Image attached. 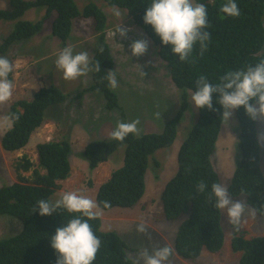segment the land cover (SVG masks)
<instances>
[{"label": "trees", "instance_id": "trees-1", "mask_svg": "<svg viewBox=\"0 0 264 264\" xmlns=\"http://www.w3.org/2000/svg\"><path fill=\"white\" fill-rule=\"evenodd\" d=\"M224 2L194 0L207 9L208 26L204 31L210 33V39L203 55L197 43L188 60L181 62L171 53L170 46L163 45L151 26L143 22L145 9L151 0H104L111 8L125 10L150 38L181 95L178 111L167 120L161 133L130 134L122 141L92 140L84 146L82 154L91 171L124 147L122 166L111 172L96 193L101 209L129 208L143 197L149 162L159 166L154 158L155 152L172 146L177 126L189 106L188 92L196 90V81L201 76L216 84L228 71L246 70L264 59V0H235L240 13L237 17H225L219 12ZM8 3V9L0 10V22L14 21L15 29L0 45L3 54L13 42L29 39L41 30L43 20L35 23L19 20L31 8L44 7L46 16L43 19L51 12L56 14L51 34L62 42L70 38L73 20L90 19L92 29L98 35L95 52L89 58L90 71L84 75L89 77L90 83L84 90L101 94L107 100L106 107L113 109L118 106V96L111 90L107 78V74L113 72L114 60L104 33L107 17L101 8L89 2L79 10L74 0H9ZM97 65H100L99 71L96 70ZM68 95L50 84L35 93L32 100L12 103L7 113L11 126L0 140L4 151L13 152L25 147L33 131L45 121L46 111L53 106L49 111L60 112L58 108ZM217 101L218 96L214 94L212 110L197 109L196 121L189 127L177 152V171L161 193L162 211L167 220L187 214L179 225L173 247H170L172 255L169 259L177 255L185 260H194L203 249L216 253L223 245L221 211L214 207V199H209L211 185L220 183L211 162L223 121V109ZM234 115L239 126V158L227 190L232 197L243 195L245 204L264 219V172L260 162L257 122L250 120L242 107L235 110ZM70 152V143L65 138L43 142L36 145L37 168H33L35 165L26 156L13 166L17 181L0 187V215L19 219L22 230L15 236L0 240V264H57L58 254L52 249L50 238L58 227L64 226L76 214L59 209L52 216L44 217L33 209L37 201L50 200L60 189L59 182L69 177ZM29 170H32L30 175L22 174ZM201 181L208 186L203 193L197 191ZM105 201L110 203L109 208H103ZM89 223L101 241L93 264H134L126 255L124 241L113 231L100 230L99 215ZM238 234L239 231H235L231 239L232 251L241 253L238 264H264V236L245 239Z\"/></svg>", "mask_w": 264, "mask_h": 264}, {"label": "rangeland", "instance_id": "rangeland-1", "mask_svg": "<svg viewBox=\"0 0 264 264\" xmlns=\"http://www.w3.org/2000/svg\"><path fill=\"white\" fill-rule=\"evenodd\" d=\"M8 1L0 0V9H8ZM74 1L79 10L92 2L106 14L104 33L114 60L113 71H115L117 86L110 88L118 96L119 102L116 108L106 107L107 100L101 94L84 90L90 83L89 77L65 80L62 71L55 64L59 52L65 47H71L74 54L86 51L89 53V58L92 56L95 52L98 32L93 31L90 19L73 20L70 38L62 42L51 34L52 21L55 18V14H51L43 22L37 34L29 39L13 42L5 54L0 53V57H7L14 65L10 75L14 86L13 95L6 103H0V140L11 126L7 114L10 104L22 99L30 101L34 92L50 84L58 86L64 93L69 94L64 104L58 108L60 112L49 111L54 108L53 106L46 111L45 121L33 131L22 150L17 153L6 152L0 141V187L17 181L13 166L23 156L32 161L35 165L33 168H37V144L60 141L64 138L69 141L70 174L62 184L59 183L61 187L50 198L51 201H55L63 192L68 191H76L96 201L99 186L108 180L113 170L122 166L124 147L119 148L109 156L106 162L99 164L91 171L82 154L85 144L92 140L112 139L110 132L117 122L138 120L139 131L135 133L136 135L150 132L161 133L167 120L176 114L180 105L181 90L177 89L171 81L166 64L157 55V47L142 29L136 26L125 10L118 9L120 15L116 16L112 12L113 8L107 6L104 0ZM44 13L43 7L31 8L19 20L35 23L43 19ZM119 25L127 30L123 38L119 33L113 36ZM14 29V21L0 22V44ZM137 40H145L148 43L146 53L140 57L132 56L130 51V45ZM36 60L40 62L36 63ZM188 93L189 106L177 126V134L172 146L155 152L154 158L159 166L156 167L152 161L149 162L143 197L132 207L102 209L99 214L100 230L115 232L124 241L126 255L133 262L137 260L138 253L143 249L151 253L160 247H173L179 225L187 217V214H184L174 220H167L162 211L161 193L165 184L177 171L179 146L197 118V109L191 101L193 92ZM262 134H264V122L257 121V135L261 148L260 162L264 172V140L259 139ZM238 136L239 126L233 112L229 121L224 119L222 121L216 149L211 158L212 165L219 175V184L226 188L239 158ZM31 171L22 174L28 176ZM230 197L245 203L243 195ZM248 209L252 210L250 207ZM220 211L224 243L219 253L208 254L207 251H202L200 257L194 260H185L173 255L171 259H168L167 264H238L240 254L230 252V243L235 230L228 223L226 213ZM141 223L146 228L145 233H139L136 230ZM21 230L22 223L19 219L0 215V240L15 236ZM238 235L245 239L264 236V219L256 213L250 215L246 212L239 226Z\"/></svg>", "mask_w": 264, "mask_h": 264}, {"label": "clouds", "instance_id": "clouds-1", "mask_svg": "<svg viewBox=\"0 0 264 264\" xmlns=\"http://www.w3.org/2000/svg\"><path fill=\"white\" fill-rule=\"evenodd\" d=\"M112 12L116 16L120 15L119 10L115 7ZM219 12L225 17H237L240 14L235 0H225L220 6ZM51 14L55 13L51 12ZM51 14L42 19L43 22ZM43 16H46V9ZM143 22L145 25L151 26L162 44L170 46L171 53L178 56L181 62L188 60L197 43H199L201 55H203L210 39V33L204 31L208 26L207 9L203 4L194 3V0H151L150 5L145 9ZM120 25L113 36L119 33L123 38L126 36L127 30L122 29ZM147 48L148 43L145 40H137L130 45L131 54L135 57L144 55ZM35 62L39 63L40 60ZM55 64L62 71L65 80H74L90 71L89 53L81 51L74 54L71 47H65L59 52ZM13 69L14 65L10 59L0 57V103H6L13 95V83L10 80ZM96 70H100V65H97ZM107 78L110 86H117L115 71L109 72ZM195 89L191 95V101L196 109L212 110L213 95L216 94L218 96L217 103L223 109L222 119L229 121L233 112L242 107L250 120L264 122V59L254 66H248L246 70L228 71L216 84L210 83L206 77L201 76L196 81ZM138 124V120L117 122L115 128L110 132V136L114 140L122 141L128 135L138 133ZM259 139L264 140V134ZM207 187L201 181L197 185V191L203 193ZM209 199H214L216 209L226 213L228 223L235 231H239L246 212H249L250 215L255 213V210L250 211L241 200L232 199L227 188L219 183L211 185ZM110 206L109 202H103V208L106 209ZM59 209L76 215L64 226L58 227L55 235L50 238L51 247L58 254L57 264H93L101 241L93 232L89 221L96 219L102 211L100 204L86 195L68 191L63 192L55 201L45 199L37 201L33 212L38 211L40 216L47 217L52 216ZM136 230L139 233L146 232L143 223ZM202 251L207 250L203 249ZM230 252L239 253L241 256L240 252H233L232 249ZM208 254L215 253L208 252ZM171 255L172 249L168 246L157 248L151 253L147 249H143L138 253L134 264H167Z\"/></svg>", "mask_w": 264, "mask_h": 264}, {"label": "crops", "instance_id": "crops-1", "mask_svg": "<svg viewBox=\"0 0 264 264\" xmlns=\"http://www.w3.org/2000/svg\"><path fill=\"white\" fill-rule=\"evenodd\" d=\"M13 78V77H12ZM13 88H14V86H13ZM20 150H22V149H20ZM19 151V150H18ZM15 153H17V151H14ZM10 153H13V152H10ZM65 180H63V181H60L61 182V184L64 182ZM59 182V183H60Z\"/></svg>", "mask_w": 264, "mask_h": 264}, {"label": "flooded vegetation", "instance_id": "flooded-vegetation-1", "mask_svg": "<svg viewBox=\"0 0 264 264\" xmlns=\"http://www.w3.org/2000/svg\"><path fill=\"white\" fill-rule=\"evenodd\" d=\"M18 151V150H17ZM14 152V151H13Z\"/></svg>", "mask_w": 264, "mask_h": 264}]
</instances>
